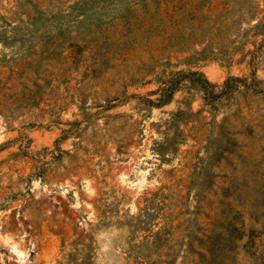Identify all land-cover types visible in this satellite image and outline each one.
Here are the masks:
<instances>
[{
	"label": "rangeland",
	"instance_id": "rangeland-1",
	"mask_svg": "<svg viewBox=\"0 0 264 264\" xmlns=\"http://www.w3.org/2000/svg\"><path fill=\"white\" fill-rule=\"evenodd\" d=\"M255 1L0 0V264H264Z\"/></svg>",
	"mask_w": 264,
	"mask_h": 264
},
{
	"label": "trees",
	"instance_id": "trees-1",
	"mask_svg": "<svg viewBox=\"0 0 264 264\" xmlns=\"http://www.w3.org/2000/svg\"><path fill=\"white\" fill-rule=\"evenodd\" d=\"M253 3L254 5L257 4L255 0H253ZM144 8L148 9L147 6H145ZM256 8L257 7L255 6V12L250 18L251 20H256V23L253 26V32L254 36L261 37V40L258 44H255V49L250 53L251 57L256 55L258 51L264 52V14L259 17L260 13L256 10ZM184 80H187L192 85L198 87L206 98H210V96H230L232 93L239 89H243L245 92H252L255 94L259 93L260 91L257 87L259 84V80L253 73L251 84H248L244 79L230 77L223 83L220 93L215 94L213 91L217 89V86L209 82L201 72H178L172 74L169 78L159 83L158 90L153 93V95L157 96V99L155 101L146 100L149 106L151 105L157 108H161L168 105L172 101L173 96L179 90L180 83ZM238 240H236V242ZM208 252L210 256H212L213 250ZM213 262L215 261L213 260Z\"/></svg>",
	"mask_w": 264,
	"mask_h": 264
}]
</instances>
